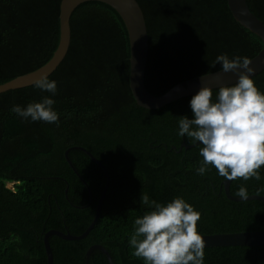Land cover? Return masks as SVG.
<instances>
[{
  "label": "trees",
  "instance_id": "obj_1",
  "mask_svg": "<svg viewBox=\"0 0 264 264\" xmlns=\"http://www.w3.org/2000/svg\"><path fill=\"white\" fill-rule=\"evenodd\" d=\"M137 2L149 44L144 85L153 95L221 69L215 63L219 55L251 58L262 46L258 35L234 19L227 0ZM246 2L264 23V0ZM59 3L0 0V84L50 59L59 39ZM70 26L69 50L47 77L57 83L55 95L35 83L0 93V264H47L46 231L78 235L92 221L106 175L86 152L71 148L68 157L86 186L64 157L74 146L106 167L109 185L85 237L49 236L53 264H85V251L96 243L116 264H143L129 243L135 220L154 210L141 204L142 193L165 206L184 199L201 214V234L263 229L261 200H230L223 191L225 178L214 167L197 173L202 145L180 148L182 142L194 143L178 134L179 118L194 119L190 101L198 93L156 109L139 106L129 87L128 32L118 12L105 2L85 1L73 11ZM251 78L264 92V69ZM44 97L55 101L58 124L25 120L12 111ZM259 171L260 180L231 181L230 193L236 196L241 186L248 195L263 193L264 167ZM262 263L264 245L205 247L204 264ZM88 264L108 260L94 249Z\"/></svg>",
  "mask_w": 264,
  "mask_h": 264
},
{
  "label": "clouds",
  "instance_id": "obj_2",
  "mask_svg": "<svg viewBox=\"0 0 264 264\" xmlns=\"http://www.w3.org/2000/svg\"><path fill=\"white\" fill-rule=\"evenodd\" d=\"M215 63L222 65L223 73H235L238 82L219 87L215 102L213 89L201 87L190 101L194 119L180 117L178 134L202 145L198 174H206L212 166L228 181L260 180L259 170L264 167V92L251 78L254 69L248 57L229 59L224 54ZM35 87L53 95L57 92V83L46 76L37 80ZM54 103L44 97L26 108L13 106L12 111L25 120L58 124ZM236 196L247 200L246 187L241 186ZM140 202L154 210L134 222L135 231L129 240L134 257L143 264H204L206 243L198 232L202 217L192 205L178 197L165 206L147 193H142Z\"/></svg>",
  "mask_w": 264,
  "mask_h": 264
},
{
  "label": "water",
  "instance_id": "obj_3",
  "mask_svg": "<svg viewBox=\"0 0 264 264\" xmlns=\"http://www.w3.org/2000/svg\"><path fill=\"white\" fill-rule=\"evenodd\" d=\"M89 0H60L59 3V39L58 44L50 59L38 68L28 71L24 74L18 75L4 83L0 84V93L9 91L11 89L21 88L34 84L37 80L48 77L65 58L71 42V26L70 18L75 8ZM105 2L112 6L122 18L125 27L128 32L129 39V87L131 94L135 102L144 108L156 109L160 108L176 99L184 96L196 94L200 91L201 87H211L212 89L231 85L238 82V76L235 73H223L221 69L213 72L197 75L181 82L176 83L170 87L163 94L156 96L151 94L144 85L145 69L148 58L149 44L148 33L144 13L137 2V0H98ZM227 6L234 17V19L251 32L258 35L261 39L262 46L260 50L251 58V67L254 72L251 76L257 74L264 69V23L259 19L248 7L246 0H227ZM243 71V70H242ZM207 76L204 80L201 78ZM200 144L194 142L187 144L181 143V147H191ZM71 148H78L86 152L93 161H95L106 175V181L104 187L99 195L96 203V209L92 221L87 228L78 235H73L69 232H62L57 229H50L44 233L43 243L46 252L47 264H53L52 251L48 242L50 235L59 236L65 240H77L85 237L96 223L105 192L109 185V174L106 167L94 157L88 150L81 146H74L67 148L64 151V157L68 164L71 166L74 173L81 179V181L87 186V183L77 172L72 162L68 157V152ZM175 149V146L172 147ZM231 181L223 180V191L225 195L234 201L244 200L238 196H234L229 191ZM67 188L65 189V193ZM91 200V192L89 190ZM259 199L264 203V178H263V193L261 194H249L248 199ZM201 234V233H200ZM205 240L206 246H234V245H264V228L261 230L251 231H235L224 233H211L201 234ZM100 250L107 258L108 264H116L112 260L108 251L101 244H92L85 251V264H88V256L92 250ZM264 264V263H262Z\"/></svg>",
  "mask_w": 264,
  "mask_h": 264
},
{
  "label": "rangeland",
  "instance_id": "obj_4",
  "mask_svg": "<svg viewBox=\"0 0 264 264\" xmlns=\"http://www.w3.org/2000/svg\"><path fill=\"white\" fill-rule=\"evenodd\" d=\"M7 186L8 187H12V183H7Z\"/></svg>",
  "mask_w": 264,
  "mask_h": 264
}]
</instances>
